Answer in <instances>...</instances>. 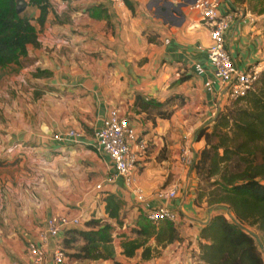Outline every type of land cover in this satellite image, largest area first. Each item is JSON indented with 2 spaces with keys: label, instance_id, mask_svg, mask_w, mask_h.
Instances as JSON below:
<instances>
[{
  "label": "crops",
  "instance_id": "obj_1",
  "mask_svg": "<svg viewBox=\"0 0 264 264\" xmlns=\"http://www.w3.org/2000/svg\"><path fill=\"white\" fill-rule=\"evenodd\" d=\"M195 1L50 0L45 24H36L39 45L29 46L20 66L12 65L17 73L0 82V264H31L29 243L56 217L80 218L69 230H87L90 221L113 227L99 259L68 256L66 264L199 263L200 233L213 213L195 205L198 179L194 168L180 163V148L188 145L199 156L205 142L196 136L227 99L208 57L209 29L192 9ZM247 4L222 0L219 8L220 15H234L226 45L241 71L264 67V14ZM24 80L22 88L18 82ZM138 97L146 110L136 106ZM115 109L148 144L136 173L144 202L121 179L105 181L115 171L98 151L95 134ZM71 130L79 140L68 139ZM175 185L176 198H157ZM160 206L178 216L171 242L165 234H158L160 242L157 235L146 240L139 234L148 213ZM66 233L51 240L50 255ZM134 242L140 246L127 256Z\"/></svg>",
  "mask_w": 264,
  "mask_h": 264
},
{
  "label": "trees",
  "instance_id": "obj_2",
  "mask_svg": "<svg viewBox=\"0 0 264 264\" xmlns=\"http://www.w3.org/2000/svg\"><path fill=\"white\" fill-rule=\"evenodd\" d=\"M18 1L0 0L1 69L20 66L28 47L39 45L36 24H45L51 8L50 0H28V8L40 12L34 17L18 13ZM250 1L259 7L256 13L264 14V0ZM139 99L136 106L146 110L147 104ZM196 140H204L205 148L193 167L195 175L200 182L211 181L213 187L207 195L202 193L195 199L201 205L206 197L213 213L200 233L198 264H264V71L254 89L243 99L224 105L198 132ZM109 215L116 217L113 212ZM85 226L87 230H67L62 247L76 260H97L100 245L112 242L113 227L101 221ZM158 226L145 218L139 234L146 240L157 235L158 242V234L168 235L169 242L176 238L173 223L165 222L157 230ZM79 241L84 243L79 250L68 253ZM139 246L132 243L125 254L133 256Z\"/></svg>",
  "mask_w": 264,
  "mask_h": 264
},
{
  "label": "built area",
  "instance_id": "obj_3",
  "mask_svg": "<svg viewBox=\"0 0 264 264\" xmlns=\"http://www.w3.org/2000/svg\"><path fill=\"white\" fill-rule=\"evenodd\" d=\"M114 4H123L124 0H111ZM222 0H196L192 9L198 11L209 29L210 45L208 57L214 69V75L222 87V94L227 101L243 99L252 91L258 82L264 67L260 64L241 71L235 65L230 51L226 45V33L234 20L232 13L219 14ZM68 139L79 140L80 135L74 130L67 132ZM96 147L104 153L114 167V174L109 176L106 183H114L118 179L124 182L126 188L130 189L139 202L145 201L143 191L136 185L137 167L147 153L148 144L138 137L136 131L130 125L129 119L122 116L118 110L110 112L104 125L96 132ZM60 140V136H55ZM180 163L187 168H193L197 158L191 154L188 145H182L179 154ZM102 184L97 185L99 192ZM178 194V186L175 185L169 190H161L156 193L160 200H172ZM147 218L155 225L161 222L176 223L178 216L175 212L165 206L151 210ZM81 224L80 218L56 217L47 221L46 227L42 230L35 241L28 245V254L31 264H66L68 256L62 245H56L53 251L49 252L50 242L63 231L71 227H78Z\"/></svg>",
  "mask_w": 264,
  "mask_h": 264
},
{
  "label": "rangeland",
  "instance_id": "obj_4",
  "mask_svg": "<svg viewBox=\"0 0 264 264\" xmlns=\"http://www.w3.org/2000/svg\"><path fill=\"white\" fill-rule=\"evenodd\" d=\"M21 3H23V5L22 6H20L21 8H24L25 10H24V12H25V14H30V12H28V10H27V8H28V6H27V0H19ZM248 10H250L251 12H256V11H258V8L259 7H257L256 8V2H254V1H250V0H248ZM29 11H31V10H29ZM24 64L26 63L25 61L23 62ZM28 63V62H27ZM17 69H19V68H17V67H15V66H12V67H8V68H5V69H1L0 68V82H2L3 80H6V76H11V75H13V74H15V73H17ZM21 85H20V84ZM25 83H26V80H24V81H19L18 82V84L23 88V87H25ZM18 84H17V90L19 91V92H21V91H23V89L21 88H19L18 87ZM1 85V84H0ZM10 87L11 86H14V85H9ZM15 91V90H14ZM232 102V101H231ZM230 101H227V105H230V103H231ZM233 105V104H232ZM198 181V180H197ZM213 189V187H212V182L211 181H209V182H205V181H198L197 182V189H196V200H197V198H198V195L199 194H204L205 193V195H207L211 190ZM206 201H207V198L205 197L203 200H202V206L205 204L206 205ZM197 202V201H196ZM195 205H197V204H195ZM201 205H197V206H199V207H201ZM258 242H259V244H261L262 245V242L258 239Z\"/></svg>",
  "mask_w": 264,
  "mask_h": 264
},
{
  "label": "water",
  "instance_id": "obj_5",
  "mask_svg": "<svg viewBox=\"0 0 264 264\" xmlns=\"http://www.w3.org/2000/svg\"><path fill=\"white\" fill-rule=\"evenodd\" d=\"M22 5H23V3H21L20 1L17 2V11H18V13L24 12L25 9L20 7Z\"/></svg>",
  "mask_w": 264,
  "mask_h": 264
}]
</instances>
